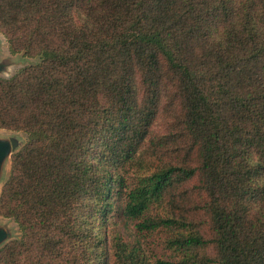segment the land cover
I'll list each match as a JSON object with an SVG mask.
<instances>
[{
    "label": "trees",
    "instance_id": "trees-1",
    "mask_svg": "<svg viewBox=\"0 0 264 264\" xmlns=\"http://www.w3.org/2000/svg\"><path fill=\"white\" fill-rule=\"evenodd\" d=\"M0 32L40 59L0 76V128L28 137L0 264H264V0H0ZM146 141L159 167L131 187Z\"/></svg>",
    "mask_w": 264,
    "mask_h": 264
},
{
    "label": "rangeland",
    "instance_id": "rangeland-1",
    "mask_svg": "<svg viewBox=\"0 0 264 264\" xmlns=\"http://www.w3.org/2000/svg\"><path fill=\"white\" fill-rule=\"evenodd\" d=\"M0 57V59H2L3 57H9L7 59H11L12 61H14V63L16 61L19 62L16 65L13 64L12 66L8 67V72L1 73V75L4 77H12L22 67H24L25 65H29L26 62L29 60L27 59L28 57L25 54L17 55L4 49V53H2V56ZM166 130L167 126L164 121L158 122L155 126V132L157 133L161 134L164 133ZM17 132L0 128V135H3L5 137L17 135L22 141L27 140L26 133ZM157 167H159V161L153 153V146L151 145L150 141H146L142 145L141 149L139 150V153L135 156V158L129 161L128 164L124 167V169H122V173L125 175L127 183H129V185L133 187L137 181L138 176L148 174L150 171L155 170ZM165 211V203H155L151 206L150 210V212L153 214L165 213ZM0 222L2 223V225L5 224V226H8L14 232V234L17 232L16 225L11 219L0 216ZM135 223V220L129 219L123 214L121 210L118 209L112 217L110 223V234H120L122 237L125 238V240L129 242H134L137 238V230ZM167 236L168 234L166 232L158 231L153 235L150 242L146 245L158 257L165 260H174V256L166 248L165 240Z\"/></svg>",
    "mask_w": 264,
    "mask_h": 264
},
{
    "label": "water",
    "instance_id": "water-1",
    "mask_svg": "<svg viewBox=\"0 0 264 264\" xmlns=\"http://www.w3.org/2000/svg\"><path fill=\"white\" fill-rule=\"evenodd\" d=\"M4 49L10 51L6 38L0 32V56H2V53H4ZM16 54L24 55V52H20ZM27 57L29 61H26V62L29 65H35L40 62L39 57H36V58L29 57V56ZM7 58L9 57H3L2 59H0V76H2L1 73L8 72L7 71L8 67L12 66L13 64L16 65L19 63L17 61L14 63V61H12L11 59H7ZM5 78H10V77H5ZM19 132H23V131H18L17 133ZM27 140H28V137H27ZM27 140L22 141L17 135H11L9 137L0 135V194H1L4 183L8 180L9 175H10L12 155L16 153L17 151H19L20 148L26 144ZM8 219H11L15 223L17 232L14 234V232L8 226H5V224L2 225V223L0 222V248L3 247L7 242L13 239L19 238L21 235L19 226L14 220V218H8Z\"/></svg>",
    "mask_w": 264,
    "mask_h": 264
}]
</instances>
